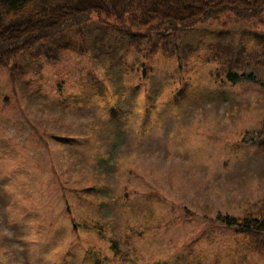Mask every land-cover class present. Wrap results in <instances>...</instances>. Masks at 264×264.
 Returning <instances> with one entry per match:
<instances>
[{
  "label": "rangeland",
  "instance_id": "374dc122",
  "mask_svg": "<svg viewBox=\"0 0 264 264\" xmlns=\"http://www.w3.org/2000/svg\"><path fill=\"white\" fill-rule=\"evenodd\" d=\"M106 22L59 37L82 53L43 43L0 67V264H264V235L216 220L264 197L244 135L264 117V14Z\"/></svg>",
  "mask_w": 264,
  "mask_h": 264
},
{
  "label": "trees",
  "instance_id": "16d2710c",
  "mask_svg": "<svg viewBox=\"0 0 264 264\" xmlns=\"http://www.w3.org/2000/svg\"><path fill=\"white\" fill-rule=\"evenodd\" d=\"M226 11L239 19H258L264 14V0H0V67L8 68L12 76L15 67L9 66L10 61L43 43L50 44L55 52L78 50L82 53V46L77 48L70 42H60V38L93 20L108 24L106 20L111 19L120 29L144 31L137 33L139 36L167 35L216 21ZM77 34L82 36L80 31ZM151 51L154 52L153 49ZM46 54L50 57L51 53L46 51ZM226 78L231 84L254 80L251 74L236 73L231 69L227 71ZM244 135H254L264 154V117L260 129L244 132ZM252 141L250 139L254 145ZM258 204L260 207L254 215L217 214L216 220L242 233L264 235V197ZM110 243L111 250L117 254L116 242L111 240Z\"/></svg>",
  "mask_w": 264,
  "mask_h": 264
},
{
  "label": "bare ground",
  "instance_id": "6f19581e",
  "mask_svg": "<svg viewBox=\"0 0 264 264\" xmlns=\"http://www.w3.org/2000/svg\"><path fill=\"white\" fill-rule=\"evenodd\" d=\"M211 21V19H209ZM242 68V67H241Z\"/></svg>",
  "mask_w": 264,
  "mask_h": 264
}]
</instances>
